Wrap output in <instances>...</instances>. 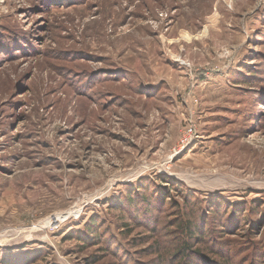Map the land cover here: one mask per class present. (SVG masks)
I'll list each match as a JSON object with an SVG mask.
<instances>
[{
    "label": "rangeland",
    "instance_id": "374dc122",
    "mask_svg": "<svg viewBox=\"0 0 264 264\" xmlns=\"http://www.w3.org/2000/svg\"><path fill=\"white\" fill-rule=\"evenodd\" d=\"M177 205L264 264V0H0V264H177Z\"/></svg>",
    "mask_w": 264,
    "mask_h": 264
},
{
    "label": "trees",
    "instance_id": "16d2710c",
    "mask_svg": "<svg viewBox=\"0 0 264 264\" xmlns=\"http://www.w3.org/2000/svg\"><path fill=\"white\" fill-rule=\"evenodd\" d=\"M217 200L220 199H214L211 202H215ZM183 206L177 205V208L179 209L178 218L176 224L174 225V231L170 232V234L178 236L179 238L176 241L175 245H172L176 250L174 249L175 254L171 257V261L174 259V257H179L180 259H178L177 264H227V262L224 261L220 263L219 261L217 262L211 260L210 253L204 251L201 248L200 244L204 240L203 235L198 229L196 231L193 227V223H191V221L187 219ZM112 241L115 243L116 247L120 251H122L123 248L121 247V245H119L114 239H111V242ZM166 258V256H162L163 260H165Z\"/></svg>",
    "mask_w": 264,
    "mask_h": 264
},
{
    "label": "built area",
    "instance_id": "2783aa9c",
    "mask_svg": "<svg viewBox=\"0 0 264 264\" xmlns=\"http://www.w3.org/2000/svg\"><path fill=\"white\" fill-rule=\"evenodd\" d=\"M187 134H188V138L186 139L188 141V143L191 142V140L193 139V136L195 135V132H196V128H195V125L193 124H190L188 127H187ZM187 143V142H186ZM185 144V142H184Z\"/></svg>",
    "mask_w": 264,
    "mask_h": 264
},
{
    "label": "bare ground",
    "instance_id": "6f19581e",
    "mask_svg": "<svg viewBox=\"0 0 264 264\" xmlns=\"http://www.w3.org/2000/svg\"><path fill=\"white\" fill-rule=\"evenodd\" d=\"M67 215L64 213V215H60L58 216L56 219H57V222H62V220L66 217ZM52 226V225H51Z\"/></svg>",
    "mask_w": 264,
    "mask_h": 264
}]
</instances>
